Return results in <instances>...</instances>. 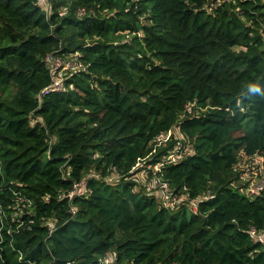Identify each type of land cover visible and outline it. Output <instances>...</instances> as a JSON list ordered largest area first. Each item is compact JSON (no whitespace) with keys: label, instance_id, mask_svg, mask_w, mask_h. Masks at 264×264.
<instances>
[{"label":"trees","instance_id":"obj_1","mask_svg":"<svg viewBox=\"0 0 264 264\" xmlns=\"http://www.w3.org/2000/svg\"><path fill=\"white\" fill-rule=\"evenodd\" d=\"M257 170L264 0H0V264H264Z\"/></svg>","mask_w":264,"mask_h":264},{"label":"built area","instance_id":"obj_2","mask_svg":"<svg viewBox=\"0 0 264 264\" xmlns=\"http://www.w3.org/2000/svg\"><path fill=\"white\" fill-rule=\"evenodd\" d=\"M47 1L48 0H40L42 5L47 4ZM47 58H48V60H50L49 63L51 64V67H50L51 73L59 72L61 70V68L66 67V66H64L63 59L60 56L50 55ZM70 65H73V63L70 62ZM51 86H52V89L53 88L60 89L61 88V82L58 80H55L53 82V85H51ZM44 91L47 92L48 90L45 89ZM176 159H177V154L175 152L168 155V160H176ZM133 168H135V167H133ZM150 168L152 170L156 171V170L160 169V166L159 165H150ZM84 179H86V178H84ZM84 179H82L81 181H75L73 183L72 189L67 193V196H66L70 202L73 201V199L80 192H82L84 190V188H83L84 183H85ZM133 180H136V181L139 180L137 175L133 176ZM155 184L159 185V187L161 188L162 193L164 195L170 193V188H169V185L167 184V182H161V180H159L157 178L155 181ZM262 189H264V182H261L259 184H255L253 186V192H257L259 190L261 191ZM164 195L161 194V196H164ZM70 212L72 214H75L77 212V207L75 205H71L70 206ZM252 235H253L254 239H263L264 240V234L261 232L259 233V232L252 230ZM111 263H112V257L108 253L104 254L102 257L99 258V264H111Z\"/></svg>","mask_w":264,"mask_h":264},{"label":"rangeland","instance_id":"obj_3","mask_svg":"<svg viewBox=\"0 0 264 264\" xmlns=\"http://www.w3.org/2000/svg\"><path fill=\"white\" fill-rule=\"evenodd\" d=\"M238 134H240V133H237V135H238ZM263 171H264V170H257V171H256V175L259 174V173H261V172H263ZM155 186L157 187V189H155V190L151 189L150 186L148 187L149 190H150V192H151V191H155V192H151V193H153L155 196L161 195V193H162L161 188L159 187V185H156V184H155ZM161 199H163V197H161ZM187 216H188V218H190V217L192 216V212H191L190 210L187 211Z\"/></svg>","mask_w":264,"mask_h":264},{"label":"clouds","instance_id":"obj_4","mask_svg":"<svg viewBox=\"0 0 264 264\" xmlns=\"http://www.w3.org/2000/svg\"><path fill=\"white\" fill-rule=\"evenodd\" d=\"M118 178V177H117ZM77 207V206H76ZM77 212H78V208H77ZM77 212L75 214H72L71 212V216H75L77 214Z\"/></svg>","mask_w":264,"mask_h":264}]
</instances>
